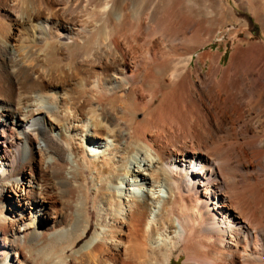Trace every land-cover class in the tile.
Wrapping results in <instances>:
<instances>
[{"label":"bare ground","instance_id":"obj_1","mask_svg":"<svg viewBox=\"0 0 264 264\" xmlns=\"http://www.w3.org/2000/svg\"><path fill=\"white\" fill-rule=\"evenodd\" d=\"M164 1L0 0V264H264V44Z\"/></svg>","mask_w":264,"mask_h":264},{"label":"rangeland","instance_id":"obj_2","mask_svg":"<svg viewBox=\"0 0 264 264\" xmlns=\"http://www.w3.org/2000/svg\"><path fill=\"white\" fill-rule=\"evenodd\" d=\"M149 1H152V0H149ZM167 1L166 2L164 1L163 3H161V5H160V7L158 9V13L161 16L163 14H166L168 12L173 11L175 15L174 14H172V15L173 16H176V17L177 16L180 17V18H186V17H188V19H189L192 16H194L193 14H195V17L197 16L198 20H201L202 16L199 15V13H198L199 9L198 8H194V6H190V5L189 6L186 5L185 6L186 8H184V6H181V5H170ZM165 3H167L168 6ZM261 3H262V8L264 10V0ZM230 4L232 5L233 10H234V13L238 16V18H240V20H242L243 23H246L247 24L246 25V34H241V37L244 39V46L247 47V43H251V44H253V43L260 44L261 43V44H264V36H263L264 33H262L263 31H262V28H261L260 23L255 19V17L253 15H251L250 10H249L250 9L249 3L246 2L245 0H243L242 1V5L239 4V2H238V4H234L230 0ZM222 39H223V41H225V45H223L222 42L218 43L216 41V39H213L211 41L212 43H210L209 45L197 49L195 51V53H193V55H192V60L190 61L191 67L192 66L194 67V63H195L194 61L196 59V55L199 54V53H201V52L203 53V52H207V51L209 53H216V52L219 53V55H220V59H219L220 65L221 66L223 65V67L224 66H228L229 60H230V55L234 51V43H237V42L236 41L234 42L231 38H229V35L228 34H225V35L223 34L222 35ZM207 63H208V61H204L203 64H199L198 65L199 67H201V71L203 73H205L206 72V69L208 68V64ZM197 77L200 78V76H195V75L192 76L191 78H192V80L193 79L194 80H198ZM260 108H262L263 110L260 109ZM260 108L257 109V111L259 110L258 112L256 110H254V112L256 111L255 112V115L256 114H260V115H258V116L256 115V116H257V119H259L258 122L261 123V121H262V123L260 124V126H262L263 123H264V121L262 120V118H264L263 117L264 116V114H263L264 113L263 105ZM247 109H248V107H247ZM226 111H227V112H225L226 114H229L230 113L229 108H227V107H226ZM262 114H263V116H261ZM227 126H224V129H221V130L222 131H225V130L228 131L230 129L229 126H231L232 131H235V129L237 131V129H238L237 127H235V124L234 125L233 124L232 125L229 124ZM232 127H235V129L232 128ZM258 128L256 130L263 131V129H262L263 127H261V128L258 127ZM91 213H92L91 215H92V223H93L94 220H95V214H94L93 211ZM84 235H85V233H84ZM79 244L80 243H78L77 246ZM68 254H69V252H68ZM175 255H176V253H173L172 258H171V264H182V262H183L184 259L182 257L176 258ZM12 259H13L12 253H10L8 255V257L7 256L5 257V260L7 262H10Z\"/></svg>","mask_w":264,"mask_h":264}]
</instances>
